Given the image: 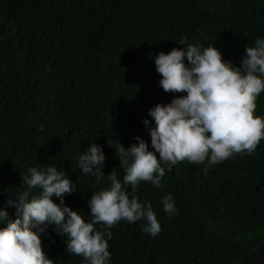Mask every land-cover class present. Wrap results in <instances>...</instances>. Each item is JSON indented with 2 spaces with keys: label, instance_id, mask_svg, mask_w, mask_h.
<instances>
[{
  "label": "trees",
  "instance_id": "obj_1",
  "mask_svg": "<svg viewBox=\"0 0 264 264\" xmlns=\"http://www.w3.org/2000/svg\"><path fill=\"white\" fill-rule=\"evenodd\" d=\"M182 37L214 44L238 65L264 38V0H0V207L28 168L54 165L76 182L65 203L87 220L107 175L125 174L109 142L127 148L140 136L151 150L148 110L183 95L162 89L152 59L184 47ZM255 114L264 116V92ZM91 143L106 157L100 183L77 167ZM205 167L184 161L166 168L162 188L141 182L136 194L153 205L162 232L121 221L111 264H264V139L253 154ZM169 193L172 217L162 204ZM42 244L54 264H85L51 227Z\"/></svg>",
  "mask_w": 264,
  "mask_h": 264
},
{
  "label": "clouds",
  "instance_id": "obj_2",
  "mask_svg": "<svg viewBox=\"0 0 264 264\" xmlns=\"http://www.w3.org/2000/svg\"><path fill=\"white\" fill-rule=\"evenodd\" d=\"M178 42L184 47L152 57L162 89L183 95L148 110L151 120L145 117L143 122L151 150L140 136L127 148L109 142L125 174L120 179L114 168L107 175L110 185L93 192L87 201V220L82 210L65 203V196L77 188L65 170L54 165L28 168L21 175V187L0 207V264H54L42 244L49 227L65 238L68 254L83 257L85 264H111L109 241L121 221L143 222L142 233L151 237L162 232L153 205L136 194L141 182L162 188L166 168L171 171L184 161L206 165L207 171L236 154L255 152L264 139V116L255 114L264 92V38L246 46L238 65L224 59L214 44H190L187 37ZM105 159L103 145L91 143L79 155L77 167L100 183ZM162 204L169 217L179 214L171 193ZM9 208L15 209V218Z\"/></svg>",
  "mask_w": 264,
  "mask_h": 264
}]
</instances>
